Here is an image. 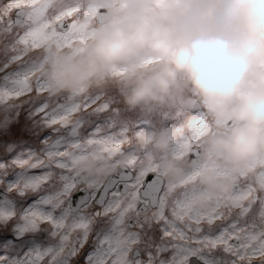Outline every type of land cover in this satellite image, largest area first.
<instances>
[{
  "label": "snow or ice",
  "instance_id": "6c2138e0",
  "mask_svg": "<svg viewBox=\"0 0 264 264\" xmlns=\"http://www.w3.org/2000/svg\"><path fill=\"white\" fill-rule=\"evenodd\" d=\"M47 8L44 0L0 3V196L13 205L0 212V224L14 220L17 238L30 237L25 243L44 245L40 234H47L27 264H264L257 188L232 197L235 218L224 215L219 197L196 211L178 189L208 161L184 186L171 184L135 143L146 121L127 127L108 97L51 95L25 54L38 50V35L50 27L68 45L83 43L77 21L87 9L77 3L49 15ZM200 139L196 130L182 135L178 154L199 159ZM97 154L116 171L85 186L82 166ZM258 186L264 191V171Z\"/></svg>",
  "mask_w": 264,
  "mask_h": 264
},
{
  "label": "clouds",
  "instance_id": "9594fccd",
  "mask_svg": "<svg viewBox=\"0 0 264 264\" xmlns=\"http://www.w3.org/2000/svg\"><path fill=\"white\" fill-rule=\"evenodd\" d=\"M44 3L52 7L55 0ZM102 15L82 52H56L46 65L42 77L52 96L78 100L82 90L115 83L133 113L187 112L195 98L221 133L208 138L213 152L236 166L264 154V79L250 84L264 71V0H121L117 12ZM113 69L126 71L117 78ZM170 135L148 132L138 143L163 154ZM115 171L95 162L81 179L85 186L105 182ZM165 171L170 178L181 174L174 164ZM204 184L214 192L232 187L211 177Z\"/></svg>",
  "mask_w": 264,
  "mask_h": 264
},
{
  "label": "rangeland",
  "instance_id": "374dc122",
  "mask_svg": "<svg viewBox=\"0 0 264 264\" xmlns=\"http://www.w3.org/2000/svg\"><path fill=\"white\" fill-rule=\"evenodd\" d=\"M0 3H7V0H0ZM77 3H82L86 7V11L79 13V18L77 21L78 26L80 27V35L84 37V42L76 41L71 45L63 42L58 33L53 32V28L43 30L37 37L36 48L42 55L34 57L30 60L29 56L37 51H29L25 54V63L31 66L36 74L40 77L42 82L48 88L49 92L52 93L53 89L51 85L47 84L43 77L42 73L53 58L56 52L69 50L72 53L82 52L88 45L89 41L93 36L92 27L93 24H103L105 21V16L102 15V12L106 10L108 13L117 12L121 6V0H55V3L52 7H48L47 10L49 15H53L58 11H63L69 6L75 5ZM48 6V5H47ZM83 25L85 27L83 28ZM42 41H39V40ZM46 47V49H45ZM2 54V53H1ZM3 54L0 56V60H3ZM125 69H113L114 77H122L125 73ZM261 79H264V71L258 72L257 78L250 81V84L255 85L261 82ZM122 85H117L115 83L105 84L103 86L95 88L93 91H81L80 97L78 100H81L88 96H100L108 97L115 99L118 102V106L121 109L120 122L125 124L127 127H134L139 121H146V124L143 126L140 133L134 138L137 147L147 153V157L152 164L158 166L159 170L165 171V167L168 164H174L177 169L180 170V175L174 178V183L178 186H183L184 181L188 178L190 172L191 175L193 171L198 167L201 160H205V157L213 156L217 164H222L224 161L225 169L228 170V175L231 174L230 180L224 178L227 184H231L232 188L236 187L235 183L240 182L241 184L245 183L248 178L253 182L255 179H258V173L264 171V154L258 156L260 162H255V160L250 161L245 166H236L234 165L223 153L213 152L209 143L208 138L211 137L215 139L219 133L216 130V126L213 124L211 118L206 114V112L199 106L198 101L193 98L192 104L193 107L189 111L183 109H173L169 111L167 109L159 110L155 113H145V112H129L126 110L120 98V88ZM54 97V96H53ZM55 98V97H54ZM179 129V131H177ZM166 131L170 133V138L168 140V148L165 153L160 154L154 152L150 144H145L141 146L138 141L145 136L148 132H158ZM193 130H196L200 136L199 148L201 151V156L199 159H192L188 155H179L177 152V145L181 142V136L191 133ZM230 129H226L223 134H227ZM176 145V150L175 149ZM207 161V160H206ZM99 162L105 165L109 169H114L109 167V162L105 160L101 155L97 154L96 156L87 160L83 166L84 167L91 163ZM197 163V164H196ZM166 172V171H165ZM82 174V172H81ZM165 175L169 174L166 172ZM180 176H182L180 178ZM170 177H167V182ZM204 179V177L202 178ZM201 179V180H202ZM244 180L243 182L241 180ZM220 184H225L220 183ZM257 190L259 187H255ZM196 183L188 184L185 188H180L178 190H186L189 196V202L195 203L199 197H203L209 203L208 197H213L214 194L212 191L208 190V193L204 192L202 196ZM201 193V192H200ZM258 193V192H257ZM31 199V198H30ZM247 203V202H246ZM13 205L10 203L4 202V197L0 196V212H7L12 210ZM193 209H196L195 204L192 205ZM23 212V208L20 209V213ZM238 212L234 211L232 218L237 216ZM259 223V221H257ZM16 223L15 221H10L7 224H0V264H27L28 256L30 252H34L37 247H44L47 245V234L41 233L40 240L44 241V245H39L38 242H29V235H25L23 239L17 238Z\"/></svg>",
  "mask_w": 264,
  "mask_h": 264
},
{
  "label": "flooded vegetation",
  "instance_id": "af4514ba",
  "mask_svg": "<svg viewBox=\"0 0 264 264\" xmlns=\"http://www.w3.org/2000/svg\"><path fill=\"white\" fill-rule=\"evenodd\" d=\"M205 160L208 161L210 167L207 170L202 171L200 173V175L195 180V183L198 186V188H202V189H199L201 193L198 192L202 196L204 195V192L208 193L207 192L208 190L212 191L210 188H208L204 184V180H205L206 177H211L212 178V182L214 184H220V183H223V182L225 184H227V182L224 180V178H228L229 180L231 178V174L228 175V171H227V174H221L222 171L225 170L224 161L221 162L222 164H217L215 162V158L213 156L205 157ZM159 171H160L161 175L164 177V179L167 180V177H169V176L165 175L166 172L162 171V170H159ZM189 176H191V172H190ZM189 176H187V177H189ZM181 177L182 176H180V178ZM203 177H204V179H202ZM174 181H175L174 178H169L168 182L169 183H174ZM182 185L184 186V184H182ZM240 188H241V185L238 184L237 187H234V188L231 187V190L229 192H227V193L219 192V191H216V192L212 191L211 192V193L214 194V196H213L214 198L219 197L225 202V208H224L223 211H224V215L226 217H228L229 219L232 218V215H234V211H236V209L231 206V199L235 195L239 194L237 189H240ZM189 203H190L191 207H192V205L195 204L196 209H194V210L199 211V212H207L210 209V206H211L210 201L208 203L207 200L204 199L203 197H201L200 195H199V197H198V199H197V201L195 203H191V202H189ZM201 205H202V207H201Z\"/></svg>",
  "mask_w": 264,
  "mask_h": 264
},
{
  "label": "bare ground",
  "instance_id": "6f19581e",
  "mask_svg": "<svg viewBox=\"0 0 264 264\" xmlns=\"http://www.w3.org/2000/svg\"><path fill=\"white\" fill-rule=\"evenodd\" d=\"M0 56H2V54L0 53Z\"/></svg>",
  "mask_w": 264,
  "mask_h": 264
},
{
  "label": "water",
  "instance_id": "95a60500",
  "mask_svg": "<svg viewBox=\"0 0 264 264\" xmlns=\"http://www.w3.org/2000/svg\"><path fill=\"white\" fill-rule=\"evenodd\" d=\"M228 128H229V127H228ZM228 128H227V129H228Z\"/></svg>",
  "mask_w": 264,
  "mask_h": 264
}]
</instances>
